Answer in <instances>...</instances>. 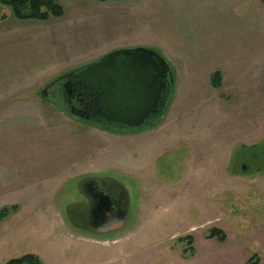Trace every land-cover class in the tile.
<instances>
[{
  "label": "rangeland",
  "instance_id": "rangeland-1",
  "mask_svg": "<svg viewBox=\"0 0 264 264\" xmlns=\"http://www.w3.org/2000/svg\"><path fill=\"white\" fill-rule=\"evenodd\" d=\"M57 1L64 15L51 17L44 26L52 33L53 52L66 54L44 75L46 84L50 83L45 88L53 79L116 50L144 47L161 53L153 35L140 23L137 11L146 0ZM1 8L5 23H43L19 20L8 7ZM251 9L264 16V0H245L234 15L251 19ZM178 19L186 20V16L178 15ZM35 28L37 33L42 29ZM228 29L226 39L233 42L232 49L243 41L245 50H251L245 52L241 73L222 68L239 52H221L211 26L202 31L193 25L192 32L196 30L203 44L199 63L219 68L220 87H213L211 78L198 87L190 75L176 74V59L166 54L178 86L176 105L185 111L176 116L170 109L153 132L143 135L101 133L110 149L83 164L84 168L152 172V160L159 155L164 184L162 191L148 187L149 196L138 213L139 226L111 238L73 231L63 212L67 188L60 178L27 184L19 166H3L0 210L8 207L10 214L0 222V264L26 254L38 255L44 264H246L258 254L264 264V33L241 34L231 25ZM36 47L37 52L49 51L44 41ZM50 110L52 128L66 123L68 128L78 126L54 107ZM83 145L88 146L87 142ZM25 146L22 139L21 150ZM24 154L22 150L21 161ZM155 192L162 195L159 200ZM215 227L225 233V242L207 237Z\"/></svg>",
  "mask_w": 264,
  "mask_h": 264
},
{
  "label": "crops",
  "instance_id": "crops-1",
  "mask_svg": "<svg viewBox=\"0 0 264 264\" xmlns=\"http://www.w3.org/2000/svg\"><path fill=\"white\" fill-rule=\"evenodd\" d=\"M244 3L245 0H146L142 4L141 11L137 12L141 26L153 35L156 48L161 52L158 54L165 60L166 54L175 58L174 72L190 75L193 84L203 87L210 80L212 73L219 68L200 65L198 57L199 53L203 52V44L198 42L196 30L192 32L193 25L195 28L200 27L202 31L206 30L207 26H211L214 39L220 40L221 52H239V54L235 53L236 58L231 57V60L222 67L226 72L239 74L245 68V52L249 53L251 50H245L240 39V44L237 42L238 45L232 49L233 42L226 39L229 25L241 34L264 33V20L261 18L264 16L260 12L251 9L249 16L251 19L245 17L241 20L235 17L234 10L237 9L238 12ZM1 7L2 5L0 6V168L4 166L13 169L19 166L21 177L27 184L50 183L55 178H60L61 182H64L81 171L85 167L83 164L86 160L100 155L101 151L109 150V143L101 138L103 135L96 132L97 130L86 135L85 131L88 128L74 120L71 121L78 124L76 128H68V123L52 128L53 113L50 110L52 106L37 93L50 84H46L48 79H44V75L51 71L52 65H55L57 60H61L66 52H53L52 33L44 26L45 21L37 25L15 21L6 24L4 22L6 18L1 16ZM178 15L186 16V20L185 17L179 20ZM244 15L246 16L245 12ZM239 24L243 31L242 29L240 31ZM35 26L42 28L39 33L36 32ZM43 41L49 46V51L37 52L36 44L39 45ZM178 60L183 61V66L179 65L181 63H178ZM175 84L174 82L171 103L168 104L165 112L172 109L177 116L185 110H181L176 105L175 92L178 86ZM22 139L25 140L26 146L22 149L25 154L21 161ZM85 142L88 146L83 145ZM1 174L0 171V178ZM3 195L0 186V198Z\"/></svg>",
  "mask_w": 264,
  "mask_h": 264
},
{
  "label": "flooded vegetation",
  "instance_id": "flooded-vegetation-1",
  "mask_svg": "<svg viewBox=\"0 0 264 264\" xmlns=\"http://www.w3.org/2000/svg\"><path fill=\"white\" fill-rule=\"evenodd\" d=\"M65 82L66 79L42 90L46 102L78 124L107 133L108 136L123 134L133 137L153 132L164 116L173 90L167 76L158 102V113H151L137 127L133 126L135 121L123 122L107 112L106 104L99 99L101 95L79 79H73L69 89L65 88ZM158 158L159 155L154 157L152 172H142V169L123 171L89 167L66 179L62 183L67 188L62 199L68 227L96 238L120 236L136 229L139 226L138 213L142 212L141 206L149 196L148 187L153 189L156 186L157 190L162 191L164 180ZM161 196L155 192L157 200Z\"/></svg>",
  "mask_w": 264,
  "mask_h": 264
},
{
  "label": "water",
  "instance_id": "water-1",
  "mask_svg": "<svg viewBox=\"0 0 264 264\" xmlns=\"http://www.w3.org/2000/svg\"><path fill=\"white\" fill-rule=\"evenodd\" d=\"M167 76L173 86L168 62L156 51L138 47L113 51L64 75V85L69 89L73 79H79L101 95L107 112L123 122L135 121L133 126L139 127L151 113H158ZM40 96L46 97L43 92Z\"/></svg>",
  "mask_w": 264,
  "mask_h": 264
},
{
  "label": "trees",
  "instance_id": "trees-1",
  "mask_svg": "<svg viewBox=\"0 0 264 264\" xmlns=\"http://www.w3.org/2000/svg\"><path fill=\"white\" fill-rule=\"evenodd\" d=\"M99 2H107L110 0H97ZM120 1V0H111ZM2 6L10 9L12 15L19 20H37L47 21L51 17H62L64 15L63 6L57 0H0ZM79 69V68H78ZM64 76H59L52 81V84L61 82ZM211 84L218 88L221 85V72L215 71L211 75ZM12 210L15 207H11ZM10 208L4 207L0 210V222L10 214ZM188 243L192 244V237L188 236ZM210 239L216 238L221 242L226 241V235L220 228H212L209 235ZM192 248V247H191ZM193 249V248H192ZM6 264H44L40 257L35 254H26L20 258H14ZM246 264H260V257L254 254L249 258Z\"/></svg>",
  "mask_w": 264,
  "mask_h": 264
}]
</instances>
